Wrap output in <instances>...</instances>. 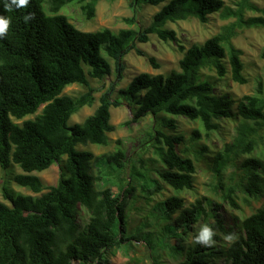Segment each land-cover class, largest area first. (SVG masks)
Listing matches in <instances>:
<instances>
[{
    "label": "trees",
    "instance_id": "1",
    "mask_svg": "<svg viewBox=\"0 0 264 264\" xmlns=\"http://www.w3.org/2000/svg\"><path fill=\"white\" fill-rule=\"evenodd\" d=\"M99 1L29 0L26 7L13 5L7 10L5 4L11 0H0V15L10 19L7 34L0 37V166L8 169L18 164L24 172L16 174L14 180L22 187L36 193L48 188L34 196L5 187L4 197L9 203L0 200V264H108L107 254L130 239L126 228L127 197L136 190L135 183L146 195L161 191L160 181L176 191L194 187L196 166L191 157L178 149L184 141L181 134L162 130L151 134L161 163L153 169L157 178L136 165L127 166L126 151L120 147L101 155L77 148L78 144L87 142L108 144V133L116 129L111 123V107L121 104L119 99L112 98V89L100 96L99 105L84 121L69 124L75 112L95 100L88 77L109 76L113 70L111 59L122 78L124 56L131 50L145 55L137 42H148L150 34H157L165 41L177 40L176 31L166 26L169 22L196 18L206 23L215 13L222 19H232L205 41L193 43L187 49L180 45L184 54L179 70H171L166 75L141 72L126 87L120 88L119 94L135 105L132 118L121 125L138 122L149 114L155 117L170 114L200 121L209 133L218 128L219 120L239 116L232 141L214 156L213 169L220 185L225 169L235 159L253 153L259 145V133L264 130V90L259 87L236 103L230 94L217 93L214 82L203 77V70L211 69L219 77L230 72L234 81L247 83L242 50L235 46L233 39L241 28L264 26V9L255 0L231 3L134 0L159 5L160 9L145 28L128 27L118 31L108 27L85 31L67 15L59 13L72 3H80L84 15L91 19ZM28 15L32 18L26 21ZM127 22L133 24L135 18H127ZM149 60L154 67H159L154 57L150 56ZM74 83L87 86V92L79 97L63 94ZM33 114H36L34 118L25 119L21 124L14 121ZM161 122L176 128L173 118L161 117ZM200 134L199 129L193 132L196 138ZM56 162H60V179L56 185L46 187L32 172L46 170ZM241 166L242 182L237 189L228 186L223 194L235 207H238V188L248 196H264L263 160L248 156ZM96 167L104 168L108 176L116 173L118 182L112 184L118 185V191L112 189L108 177L104 181L108 185L97 189ZM127 167L125 177L121 172ZM210 204V201L197 200L190 209L185 207L182 197L174 195L154 206L166 221L167 236L162 241L182 256L177 264H264V203L240 221L237 234L224 226L216 208L207 209ZM82 209L88 213L85 222L80 219ZM210 211L215 227L233 236L229 245L196 243L199 232L192 241H186L184 235L189 232L190 224ZM147 234L152 239L151 233ZM216 239L214 235L213 240Z\"/></svg>",
    "mask_w": 264,
    "mask_h": 264
},
{
    "label": "rangeland",
    "instance_id": "2",
    "mask_svg": "<svg viewBox=\"0 0 264 264\" xmlns=\"http://www.w3.org/2000/svg\"><path fill=\"white\" fill-rule=\"evenodd\" d=\"M226 3H231L233 0H224ZM255 2L264 9V0H255ZM160 9L159 5H150L145 3H137L134 0H100L95 16L88 19L81 8L80 3H72L64 7L59 13L68 16L69 20L78 28L85 31H96L105 27L118 31L122 28H145L148 26L153 15ZM47 12L48 10L47 6ZM248 14H263L261 12H249ZM135 18L133 24L127 22V18ZM232 19H222L218 14H212L206 23H202L196 18L180 20L178 22H169L167 27L174 29L177 33V40H162L157 34H150L148 42H137V47L140 48L145 55H140L136 50H131L124 56L123 63L125 69L123 77L120 78L115 69L114 60H111L112 73L104 79L88 77L90 85L94 88L95 100L91 105H85L75 112L69 124L79 123L91 115L99 105L100 96L111 90L113 99H119L121 104L111 107V123L116 126V129L108 133V144H96L87 142L86 144H78L77 148L88 150L95 155L113 152L119 147L126 151L128 158L127 166L136 165L139 170L148 172L157 178L153 169L161 165L158 156L153 148L154 139L151 140V134H156V130H162L168 133L181 134L184 136V141L178 145L180 153L184 156L191 157L196 166L194 174V187L176 191L169 184L160 181L162 190L146 195L142 191L141 186L135 183L136 190L133 194L127 197V235L130 239L121 247H115L111 250L108 256V264H177L182 258L180 254L172 251L170 246L165 245L162 238L167 236L164 228L166 221L162 219V213L156 211L154 206L158 202L167 199L170 196L178 195L183 198L185 207L192 208L197 200H203L204 203L210 201L207 209L216 208L223 218V224L226 228H232L237 234L239 232V223L246 216L255 212L264 203V196L254 197L245 194L241 188H238L236 201L238 207H235L231 202L223 198L225 189L228 186L238 187L242 182L244 172L241 166L244 158L248 156L258 157L264 162V130L260 131L259 145L253 153L243 155L234 160L223 172L222 185L219 184V178L216 177L213 163L215 154L223 148L226 143L232 141L236 134V128L240 117L224 118L219 120L217 129L207 133L202 127L200 121L190 120L184 116H172L170 114H160L155 117L152 114L146 115L138 122L121 125L128 121L133 116L135 105L119 94V89L126 87L132 78L141 73L148 72L151 74H168L171 70H179V61L184 54V50L180 48L183 45L185 49L193 43H201L207 38L220 31L224 24L231 22ZM236 47L242 50V61L244 65V74L248 78L247 83L241 84L234 81L231 73L228 72L225 77H219L215 71L211 69L203 70V77L210 78L215 86L216 92L219 94L228 93L237 103L243 95L253 94L261 87L264 90V57L262 51L264 49V26L241 28L238 34L233 39ZM155 58L159 67L154 65L149 60V57ZM230 70V66H229ZM88 87L84 84L74 83L68 85L63 94H68L72 97H79L87 92ZM236 112V104L234 105ZM40 112V110L38 111ZM36 114L28 115L23 119H15L17 123H22L25 119L34 118ZM161 117L173 118L176 122V128L171 129L161 122ZM200 130V137H194V130ZM121 172V175L127 176L126 172ZM24 171L18 164H13L8 169H3L0 166V200L9 203L4 197L5 187L9 191L17 193L40 195L47 191L36 193L31 189L22 187L16 183L14 176ZM33 174L38 175L46 187L56 185L60 179V162H56L48 169L43 171H34ZM94 174L97 176V189L106 187L104 184L106 177L111 178L108 183L112 185L114 191H118V185L112 184L118 182V177L115 174L108 176L106 170L102 167H96ZM264 177V172L262 173ZM107 178V179H108ZM107 182V181H106ZM137 182V181H136ZM216 204H220L219 207ZM179 214L175 213L171 221ZM212 212L208 215L203 213L198 221L191 223L189 232L184 236L186 241L190 242L194 238V234L199 232V229L207 224L212 227L217 235L212 245H229L232 241L224 239L226 234L215 227V219ZM158 219H155V218ZM80 219L85 222L88 219V213L85 209L80 211ZM147 233H151V238ZM159 244V246H158ZM159 258V259H158ZM219 264H226L219 262Z\"/></svg>",
    "mask_w": 264,
    "mask_h": 264
},
{
    "label": "clouds",
    "instance_id": "3",
    "mask_svg": "<svg viewBox=\"0 0 264 264\" xmlns=\"http://www.w3.org/2000/svg\"><path fill=\"white\" fill-rule=\"evenodd\" d=\"M29 4V0H11L10 4H5L7 10H11L12 6L15 5L17 8L26 7ZM31 15L25 16V20L31 19ZM10 27V19L0 15V37H4ZM215 231L212 227L205 224L199 229L198 235L195 237L196 243L203 244L205 246H211L214 244L213 237ZM225 240L231 241L233 236L231 234L224 237Z\"/></svg>",
    "mask_w": 264,
    "mask_h": 264
}]
</instances>
